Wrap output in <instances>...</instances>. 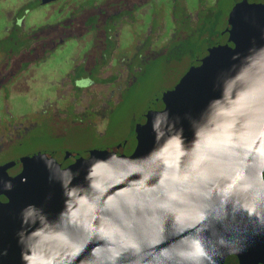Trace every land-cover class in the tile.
<instances>
[{
  "label": "water",
  "instance_id": "95a60500",
  "mask_svg": "<svg viewBox=\"0 0 264 264\" xmlns=\"http://www.w3.org/2000/svg\"><path fill=\"white\" fill-rule=\"evenodd\" d=\"M165 112L153 136L151 113ZM42 156L59 165L53 181ZM9 181L11 191L0 186V264H21L15 234L27 203L47 216L26 229L41 232L25 240L37 264H61L72 252L71 264H189L197 240L215 245L219 264H264V49L231 36L157 92L129 138L59 159L13 160L0 166V183ZM240 240L244 250L230 252Z\"/></svg>",
  "mask_w": 264,
  "mask_h": 264
},
{
  "label": "flooded vegetation",
  "instance_id": "af4514ba",
  "mask_svg": "<svg viewBox=\"0 0 264 264\" xmlns=\"http://www.w3.org/2000/svg\"><path fill=\"white\" fill-rule=\"evenodd\" d=\"M234 35L264 49V0H0V166L117 145L98 142L142 78L171 89Z\"/></svg>",
  "mask_w": 264,
  "mask_h": 264
},
{
  "label": "clouds",
  "instance_id": "9594fccd",
  "mask_svg": "<svg viewBox=\"0 0 264 264\" xmlns=\"http://www.w3.org/2000/svg\"><path fill=\"white\" fill-rule=\"evenodd\" d=\"M218 103L217 100L210 101V104H216ZM161 117H168V113H151V118L149 120L148 127L152 131L153 136L156 134V127L161 122ZM40 161L43 163L44 168L48 172V178L50 181L55 180L52 173V168H59V165L56 164L54 160H50L46 156H42L39 158ZM95 160L96 158H93L92 162L88 163V166L85 171L84 175V181L89 186H92L91 177L94 175L95 172ZM64 173H66L69 176V183H71V177H72V170L71 169H65L63 170ZM61 193L63 197H67L70 195V193H66L64 191L65 184L63 181V174L61 175V178L58 181ZM0 186H2L3 190L7 189L11 191L12 184L11 182H5L0 183ZM67 203V200L64 201ZM245 212L248 213L249 216H256V208L255 207H247L244 209ZM62 214V213H61ZM47 219L46 213L43 208L38 207L35 203H27L25 204L19 211V222L20 227L16 232V242L18 246L20 247V261L21 264H37L34 254L29 250L28 252L25 251V240L30 239L32 237L40 236L41 232L39 230L33 231L31 233H26V229L30 227L33 224L40 223L42 221H45ZM217 243H219L222 246H225V241L223 239L219 240ZM231 243V242H229ZM236 244L238 246L236 247H230L228 250L232 253L241 252L244 250V241L240 240L237 241ZM3 254V253H0ZM76 253L72 252L67 255V259L64 260V258H61V264H71L72 260L74 259ZM41 264H52L50 260L48 261H42ZM189 264H219L218 260V252L216 250L215 245H212L211 247H205L203 244L200 243V241H196L194 243V250L193 254L189 259Z\"/></svg>",
  "mask_w": 264,
  "mask_h": 264
},
{
  "label": "rangeland",
  "instance_id": "374dc122",
  "mask_svg": "<svg viewBox=\"0 0 264 264\" xmlns=\"http://www.w3.org/2000/svg\"><path fill=\"white\" fill-rule=\"evenodd\" d=\"M154 82L155 78L153 79V76L148 74L140 80L134 90L129 92L125 102L116 110L110 125L109 135L102 142L99 141V144L109 145L118 143L133 134L136 120L145 109L147 101L159 92L153 91ZM73 137L76 138L71 140L74 146L92 144L91 139L87 141V139H83V136L74 135Z\"/></svg>",
  "mask_w": 264,
  "mask_h": 264
}]
</instances>
